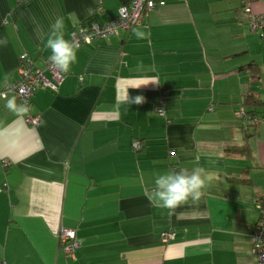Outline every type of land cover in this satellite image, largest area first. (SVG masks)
Returning <instances> with one entry per match:
<instances>
[{"label": "crops", "instance_id": "1", "mask_svg": "<svg viewBox=\"0 0 264 264\" xmlns=\"http://www.w3.org/2000/svg\"><path fill=\"white\" fill-rule=\"evenodd\" d=\"M128 2L0 0V88L20 79L22 54L44 68L57 17L69 38ZM250 7L264 14V0ZM77 56L22 116L4 106L12 97L22 105L12 92L0 95V264H255L264 121L238 112L249 92L264 102V29L248 30L243 0H167ZM250 62L257 80L240 70ZM196 167L206 179L198 203L174 214L149 204L156 174ZM61 227L75 231L72 254Z\"/></svg>", "mask_w": 264, "mask_h": 264}, {"label": "built area", "instance_id": "2", "mask_svg": "<svg viewBox=\"0 0 264 264\" xmlns=\"http://www.w3.org/2000/svg\"><path fill=\"white\" fill-rule=\"evenodd\" d=\"M167 0H129L127 4L122 5L117 15L109 21L98 24L92 22L86 26L75 27L70 35L71 40L78 41L79 45L91 44L92 40L102 39L108 40L113 36L119 35L134 27L140 20L142 14L150 9L163 6ZM243 10L246 14L247 26L250 32H257L264 29V14L252 12L250 0H243ZM18 72L20 79L15 83L0 88V95L12 92L20 104L29 107L30 98L39 87H46L55 90L62 79V72L53 65L49 57L45 60L44 68L37 67L33 60L27 54L19 57ZM162 113V110L158 111ZM242 116L243 112H238ZM25 120L29 124H38L36 117L27 116ZM255 123L259 124L264 121L263 118H255ZM139 142H134L136 148ZM60 241L64 244V251L70 253L77 246L74 240L76 234L73 229L61 227L59 230ZM164 237H171L169 232H163ZM251 253L255 260V264H264V210L257 220L251 233Z\"/></svg>", "mask_w": 264, "mask_h": 264}, {"label": "clouds", "instance_id": "3", "mask_svg": "<svg viewBox=\"0 0 264 264\" xmlns=\"http://www.w3.org/2000/svg\"><path fill=\"white\" fill-rule=\"evenodd\" d=\"M51 31L46 40V47L50 50V62L62 73H69L72 66L77 63V52L79 42L66 37V25L62 17H57L50 26ZM138 39L144 38V33H135ZM7 39L0 38V46H6ZM155 82V81H151ZM150 82H142L129 87L138 88ZM142 97H136L135 103H141ZM125 102L128 103L127 89L125 92ZM10 112L20 117L28 112L27 105H18L15 97L8 98L4 105ZM204 169L200 167L189 169H179L178 171H167L158 173L153 180V187L145 189L144 195L153 207L166 209L169 214H174L175 210L185 204H196L204 195L206 179Z\"/></svg>", "mask_w": 264, "mask_h": 264}, {"label": "trees", "instance_id": "4", "mask_svg": "<svg viewBox=\"0 0 264 264\" xmlns=\"http://www.w3.org/2000/svg\"><path fill=\"white\" fill-rule=\"evenodd\" d=\"M86 25H88V24H83L82 26H86ZM87 45H89V44H87ZM240 70H243L245 73H247L252 80H257L259 78L260 70H259V67L256 63L250 62L248 64H245V65L240 67ZM241 102H242L241 107L243 109V114L241 117H243L244 119H247L252 125L257 124L254 121L255 118H263L264 119V116H259L260 114L257 115L259 113V110L264 108V102L262 101V99L260 98V96L257 93H252V92L247 93L243 97ZM259 202H260V207H261V212H262L264 210V197L263 196L260 197ZM261 212H260V216H261ZM68 229H70V228H68ZM59 236H60V234L58 235V237ZM60 240L61 239L59 238V244H60L61 248L63 249L64 244ZM74 240L77 242V245H78V241H77L76 236H75ZM75 248H73V250L70 253H67V252H65V253L72 254V252L74 251Z\"/></svg>", "mask_w": 264, "mask_h": 264}, {"label": "rangeland", "instance_id": "5", "mask_svg": "<svg viewBox=\"0 0 264 264\" xmlns=\"http://www.w3.org/2000/svg\"><path fill=\"white\" fill-rule=\"evenodd\" d=\"M73 30V29H72ZM70 33H71V31H70ZM70 33H69V39H71V35H70ZM102 40V39H101ZM109 40V39H108ZM104 41H107V40H104ZM92 42H93V40H92ZM81 46H87V44H82V45H79V47H81ZM59 235V234H58Z\"/></svg>", "mask_w": 264, "mask_h": 264}]
</instances>
